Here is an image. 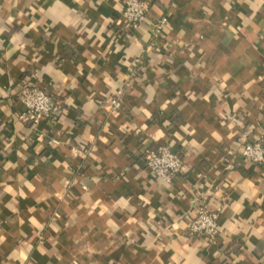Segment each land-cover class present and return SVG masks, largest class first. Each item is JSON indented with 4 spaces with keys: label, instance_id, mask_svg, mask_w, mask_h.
<instances>
[{
    "label": "crops",
    "instance_id": "obj_1",
    "mask_svg": "<svg viewBox=\"0 0 264 264\" xmlns=\"http://www.w3.org/2000/svg\"><path fill=\"white\" fill-rule=\"evenodd\" d=\"M123 5L0 0V264H264V167L241 154L264 141V0H154L138 31ZM30 81L57 108L39 128ZM161 144L172 183L147 167ZM199 202L214 240L189 234Z\"/></svg>",
    "mask_w": 264,
    "mask_h": 264
},
{
    "label": "built area",
    "instance_id": "obj_2",
    "mask_svg": "<svg viewBox=\"0 0 264 264\" xmlns=\"http://www.w3.org/2000/svg\"><path fill=\"white\" fill-rule=\"evenodd\" d=\"M154 0H124L120 25L124 28L138 31L145 23L147 13ZM168 17H162L154 24V33L161 36L168 24ZM123 90L111 98L110 104L114 111L122 108ZM20 100L25 106L22 118L39 128L43 121L57 113L56 103L49 91L33 82H27L20 92ZM57 139H48L49 147L59 145ZM242 156L254 165L264 167V141L257 139L244 144ZM147 167L153 176L172 183L183 171V161L174 149L168 144H161L156 148L145 150ZM222 208L212 209L204 202L196 203L189 224V234L201 236L210 240L216 239L220 234V218Z\"/></svg>",
    "mask_w": 264,
    "mask_h": 264
}]
</instances>
